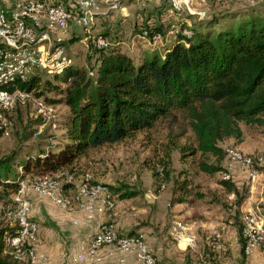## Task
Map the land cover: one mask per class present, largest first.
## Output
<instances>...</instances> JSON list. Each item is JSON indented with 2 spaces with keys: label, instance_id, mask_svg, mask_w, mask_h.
Instances as JSON below:
<instances>
[{
  "label": "trees",
  "instance_id": "16d2710c",
  "mask_svg": "<svg viewBox=\"0 0 264 264\" xmlns=\"http://www.w3.org/2000/svg\"><path fill=\"white\" fill-rule=\"evenodd\" d=\"M189 28V36L172 37L160 52L144 50L133 59L117 45L93 46L94 61L87 67L71 64L53 79L33 74L13 81L10 89L16 86L65 105L64 137L59 144L46 142L2 154L0 199L8 196L12 204L9 194L21 178L70 168L87 150L148 132L158 121L175 120L176 114L186 119L193 138L191 143H177L180 133L168 134L169 142L163 144L165 158H158L163 178L171 146L182 157L197 153L198 170L209 175L220 172L223 149L218 142L232 138L239 143L240 123L264 125V18L255 11L222 21L193 18ZM153 174L157 176L156 170ZM186 184L185 179L178 182L175 202L187 201ZM219 184L234 194L238 208L244 190L238 191L227 179L220 178ZM108 186L116 198L139 193L133 187ZM16 230L15 225H0V264H26L12 257L5 242ZM237 230L243 252L239 226Z\"/></svg>",
  "mask_w": 264,
  "mask_h": 264
},
{
  "label": "built area",
  "instance_id": "2783aa9c",
  "mask_svg": "<svg viewBox=\"0 0 264 264\" xmlns=\"http://www.w3.org/2000/svg\"><path fill=\"white\" fill-rule=\"evenodd\" d=\"M209 0H165L167 15L174 18L166 36L158 31L153 22L139 27L136 35L154 45H161L180 34L189 36L191 30L187 15L205 18V6ZM214 1V0H210ZM217 1V0H215ZM98 0H0V136L9 134L7 112L16 105L30 103L33 116L38 121L33 135L40 133L47 123L56 127L59 119L56 104L34 96L30 91L9 86L13 81L25 80L39 73L61 74L67 66L73 64L69 44V34L76 35L74 26L82 29L85 39L90 37L93 46L107 48L112 44L106 35L89 34L93 24ZM185 21V22H183ZM92 73V71H89ZM223 157L220 178L232 181L236 172H245L252 180L257 175L255 164L262 158H254L233 144L222 147ZM158 188L163 186L160 180L161 165H156ZM47 196L52 202L69 208L73 202L82 208L87 219H95L88 236L80 243L77 260L89 261L96 256L103 245L112 244L120 250L131 251L137 264H155V256L147 246L140 231L121 233L115 228V194L106 182L91 180L88 174L75 177L73 171L61 167L51 173L21 178L9 196L12 205L3 210L8 226H17L14 234L5 237L8 252L14 259L26 264H38L37 255L39 235L38 223L29 215V193ZM239 234L242 251L247 254L259 248L264 255V217L258 205L243 210L239 216ZM186 224L180 218L170 221V236L178 242L185 239L191 244V236L186 232ZM208 243L212 249H224L220 229L212 227L208 234ZM190 264H209L207 255H200Z\"/></svg>",
  "mask_w": 264,
  "mask_h": 264
},
{
  "label": "rangeland",
  "instance_id": "374dc122",
  "mask_svg": "<svg viewBox=\"0 0 264 264\" xmlns=\"http://www.w3.org/2000/svg\"><path fill=\"white\" fill-rule=\"evenodd\" d=\"M161 3L165 4V0H98L97 13L89 34L106 35L112 45L119 46L133 59L144 50L156 48L160 52L162 46L169 40L161 45H154L140 38L136 33L139 27L145 26L147 22H153L158 31L166 36L174 18L166 15L160 8L156 9ZM246 11H255L264 18V0H209L205 6L206 17H214L221 21L229 18L230 15L243 14ZM187 17L193 19L194 16L187 15ZM168 19H170L169 22ZM73 28L79 34L68 35L66 43L69 44L70 56L73 64L87 67L93 64L95 56L90 37L85 39L80 27L74 26ZM38 76L41 79H53L52 75L44 73H39ZM47 95L52 94L48 92ZM56 112L59 117L56 127L51 128L45 123L41 127L40 133L36 135L32 134V130L38 121L33 116V107L30 103L16 105L7 112L9 134L0 136V156L13 149L23 151L28 146L36 147L38 144L44 145L46 142L59 144L64 137L62 116L66 113L65 105L61 102L57 103ZM240 127L243 136L239 143H234L232 138H228L218 142V144L221 147L226 144H233L254 158L260 156L262 160L259 164L254 165L258 173V169L264 170V125L240 123ZM175 133H180L176 136L177 143L192 142V131L181 114H176L175 120L172 121L168 118L158 121L148 132L139 131L117 142L91 148L69 166L77 178L88 174L91 180L103 181L111 186L133 187L141 192L146 191L152 194L161 193L162 204L168 201H176L174 198L180 190L177 184L180 180L185 179L188 188L187 201L177 202V210L183 211L188 206L191 208L188 213L184 211L186 217L178 216L177 218L186 224L189 216L192 218L191 215L196 212L200 213V210L207 206L210 214H215L216 219H220L225 225L228 224V219H231L237 228L239 224L238 213H235V208L231 206V200L234 199L227 200L225 198L222 187L219 186L220 172L209 175L198 170L195 166L197 158H200L197 153L182 157L178 148L171 146L165 165L166 176L163 178L162 173L160 177L163 186L158 188L157 176L155 177L153 174L154 168L159 164L158 158H165L163 144L169 142L168 134ZM240 190L245 191L243 185ZM11 205L8 196L3 195L0 199L1 226L7 222L3 210ZM222 209L225 212L223 211L220 215L219 212ZM207 258L209 264H215V257L211 253L208 254Z\"/></svg>",
  "mask_w": 264,
  "mask_h": 264
},
{
  "label": "crops",
  "instance_id": "0c3cea01",
  "mask_svg": "<svg viewBox=\"0 0 264 264\" xmlns=\"http://www.w3.org/2000/svg\"><path fill=\"white\" fill-rule=\"evenodd\" d=\"M165 6L161 3L156 9L164 11ZM190 21L192 18L188 17L186 23L190 24ZM232 182L238 191L242 185L245 189V196L238 208L234 200H231V206L238 209V216L241 211L258 205L264 217V170L258 169L252 180L247 178L244 171L236 172ZM222 191L227 200L234 198L232 192H225L223 188ZM160 196L161 193L152 194L139 190L134 196L115 199V228L121 233L140 231L155 256V264H190L194 258L208 256L209 253L215 257V264H264V255L259 248L247 254L240 251L238 230L232 220L228 219V224L225 225L215 218V214H210L207 206L188 218L191 221L186 223V232L191 236V244L186 245L185 239L174 241L169 233L170 221L173 217H186L185 213L190 211L191 206L183 211L177 210V202L162 204ZM29 199V215L39 227L38 264H137L131 251L120 250L112 244L103 245L97 251V257L87 262L77 260L79 245L93 229L95 219H87L85 211L77 202H73L69 208H63L47 196L34 192L29 193ZM223 211L225 212L223 209L219 212L220 215ZM212 227L220 229L223 251L212 249L208 243ZM181 240L184 243H180Z\"/></svg>",
  "mask_w": 264,
  "mask_h": 264
},
{
  "label": "bare ground",
  "instance_id": "6f19581e",
  "mask_svg": "<svg viewBox=\"0 0 264 264\" xmlns=\"http://www.w3.org/2000/svg\"><path fill=\"white\" fill-rule=\"evenodd\" d=\"M180 243H184V242L181 240V242H180ZM180 243H179V244H180Z\"/></svg>",
  "mask_w": 264,
  "mask_h": 264
}]
</instances>
